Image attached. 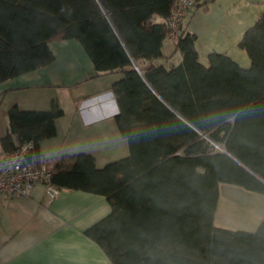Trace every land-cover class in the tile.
Listing matches in <instances>:
<instances>
[{
    "label": "trees",
    "instance_id": "16d2710c",
    "mask_svg": "<svg viewBox=\"0 0 264 264\" xmlns=\"http://www.w3.org/2000/svg\"><path fill=\"white\" fill-rule=\"evenodd\" d=\"M173 6L174 0H0V82L51 62L49 43L68 38L81 43L99 75L121 73L111 90L128 155L102 167L87 152L68 164L46 163L57 188L109 202V213L84 234L112 264H264V215L251 231L214 222L221 182L264 193V14L238 41L248 65L217 50L202 62L183 18L174 38L182 59L166 68L154 60L165 57ZM63 111L56 98L47 110L11 106L3 148L32 141L28 159L40 162L39 142L55 135Z\"/></svg>",
    "mask_w": 264,
    "mask_h": 264
},
{
    "label": "crops",
    "instance_id": "0c3cea01",
    "mask_svg": "<svg viewBox=\"0 0 264 264\" xmlns=\"http://www.w3.org/2000/svg\"><path fill=\"white\" fill-rule=\"evenodd\" d=\"M200 9L203 7L191 9L184 17L187 31L196 35L200 60L205 62L207 54L217 50L248 65L238 41L253 20L231 29L232 24L227 27L229 21L207 16ZM232 44L238 50L232 49ZM49 47L54 54L51 62L0 82V154L8 152L1 138L7 132L9 108L16 105L20 109L47 110L56 98L64 111L55 118V135L39 142L41 161L64 160L68 164L72 155L87 152L93 155L97 167H102L128 155L127 139L117 126L118 105L111 90L121 73L99 75L77 39L52 41ZM161 50L165 57L154 60L156 64L170 68L182 59L174 39L168 36ZM110 209L104 195L80 189L61 188L49 201L42 181L35 182L24 197L0 194V264H112L101 247L84 234ZM214 222L226 227L216 220V214Z\"/></svg>",
    "mask_w": 264,
    "mask_h": 264
},
{
    "label": "rangeland",
    "instance_id": "374dc122",
    "mask_svg": "<svg viewBox=\"0 0 264 264\" xmlns=\"http://www.w3.org/2000/svg\"><path fill=\"white\" fill-rule=\"evenodd\" d=\"M207 16L215 15L223 21H229L227 27L232 24L231 29L237 24H245L264 14V0H216L206 9H200ZM236 20V24H235ZM226 28V27H225ZM232 49L238 50L235 44ZM201 58H203V51ZM246 55V54H245ZM247 58V56H245ZM245 62V61H244ZM246 66V63H244ZM220 150L221 145H216ZM218 198V211L216 220L227 228L243 229L255 228L264 214V193L246 189L240 185L221 182ZM247 230V229H246Z\"/></svg>",
    "mask_w": 264,
    "mask_h": 264
},
{
    "label": "built area",
    "instance_id": "2783aa9c",
    "mask_svg": "<svg viewBox=\"0 0 264 264\" xmlns=\"http://www.w3.org/2000/svg\"><path fill=\"white\" fill-rule=\"evenodd\" d=\"M204 0H174L172 12L167 18L168 25L173 29L168 35L174 39L177 36V26L198 2ZM34 144L24 141L14 150L0 154V194L24 197L30 194L35 182L45 184L46 194L50 200L55 198L59 188L49 182L50 172L44 161H30Z\"/></svg>",
    "mask_w": 264,
    "mask_h": 264
},
{
    "label": "water",
    "instance_id": "95a60500",
    "mask_svg": "<svg viewBox=\"0 0 264 264\" xmlns=\"http://www.w3.org/2000/svg\"><path fill=\"white\" fill-rule=\"evenodd\" d=\"M220 150L224 153H226L227 155H229L232 159H234L236 162H238L241 166H243L244 168H246L240 161H238L234 156H232L230 153H228L224 148H220ZM247 169V168H246ZM248 170V169H247ZM251 172V171H250Z\"/></svg>",
    "mask_w": 264,
    "mask_h": 264
}]
</instances>
